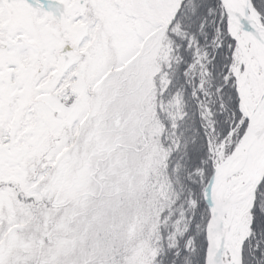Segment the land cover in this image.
<instances>
[{
  "label": "snow or ice",
  "instance_id": "snow-or-ice-1",
  "mask_svg": "<svg viewBox=\"0 0 264 264\" xmlns=\"http://www.w3.org/2000/svg\"><path fill=\"white\" fill-rule=\"evenodd\" d=\"M0 264H264V0H0Z\"/></svg>",
  "mask_w": 264,
  "mask_h": 264
}]
</instances>
